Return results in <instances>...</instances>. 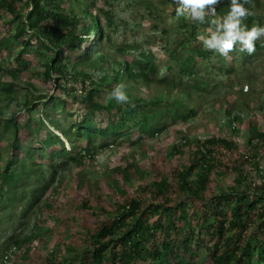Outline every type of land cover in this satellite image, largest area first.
I'll return each mask as SVG.
<instances>
[{
	"label": "trees",
	"instance_id": "obj_1",
	"mask_svg": "<svg viewBox=\"0 0 264 264\" xmlns=\"http://www.w3.org/2000/svg\"><path fill=\"white\" fill-rule=\"evenodd\" d=\"M90 1L87 4L85 0H76L74 6L72 0H0V94L8 98L9 106L13 103L24 111L3 114L5 108L0 106V143L4 140L9 150L5 163L0 151V208L7 205L4 196L13 186L12 182L20 180L22 174L29 179L31 172L43 170L35 188L28 185L25 196L8 200L22 205L21 222L28 219L30 212L41 203L58 170L70 163L81 165L87 159L94 161L99 149L109 148L111 142L121 139L126 131L138 130L139 137L133 142L138 144L146 135L152 137L172 124L197 115L195 109L179 98L185 97L183 100L187 101L192 91H207L210 83L199 78L198 65L206 66L207 61L217 56V52L205 49L197 37L209 35L211 19H222L230 4V0H220L216 5V16H207L209 22L204 24L179 17L175 22L174 42L168 37L167 28L161 31L164 50L179 65L181 75L188 77L187 85L173 98L162 96L149 101L127 94L135 104L133 108L109 100L107 94L121 83L125 85L126 93L150 88L155 79L152 75L157 73L156 56L151 49L145 50L144 44L134 45L128 49L136 50L132 62L119 59L111 64L114 65L112 78L96 81L80 70L78 67L92 57L95 46L105 43L115 47L111 31L107 32L108 26L113 25L112 20L109 19L106 25L105 7L97 10L99 2L108 6L110 0ZM165 1H172L175 11L174 1ZM245 7L252 13L249 3ZM147 11L154 15L150 2ZM255 20L251 14L243 23L251 28ZM155 28L157 31V26ZM13 41L20 46L17 53L10 48ZM239 47L237 44L236 49ZM260 48L256 41L253 54L242 52L244 59L255 58ZM3 51L16 53L13 54L15 65L10 58L4 57ZM33 54L43 67L39 77L46 84L47 92L43 94L44 90L39 89V96H27L20 101L15 94L30 87H24L17 79L29 69V58ZM220 63L225 62L220 60ZM9 64L11 68H8ZM233 70L231 65L219 68L225 76ZM71 81L80 85V89L70 87ZM53 89L54 94L51 93ZM65 97L73 98L82 106L80 114L70 113L75 119L68 126L50 116L57 107L67 105ZM35 100L41 105L38 106ZM162 106L164 110L160 108ZM42 110L43 116L37 119V113ZM233 113L228 108V123L236 130L244 116L237 112L230 117ZM164 119L167 122L161 124ZM251 133L246 144L234 137H208L195 143L183 139L173 146L171 154L165 155V158L183 157V165L165 169L157 160L151 159L150 165L157 168L155 179L135 187V196L113 201L114 209L102 208L104 215L95 211L89 196L82 198L78 209H90L98 217L88 235L89 246L76 249L63 242L46 256H36L31 246L38 240L43 241V236H39L41 231H37V222L35 231L22 236V229L20 234L11 235L2 243L0 264H197L195 258L201 256L203 249L206 264H264V172L259 167L264 131L255 124ZM81 137L86 140L85 144ZM99 137L103 141L96 144ZM66 143L70 150H66ZM23 153L30 160L38 154L48 160L49 165L33 164V161L28 164L26 159H20ZM245 165H251L258 178L245 171ZM135 168L137 164L131 163L113 171L129 183ZM218 169H222L219 172L222 176L237 174L228 187L216 186L212 176ZM40 183H43L41 188ZM44 206L52 208L51 203ZM154 215H158V219L151 225L148 220ZM63 251L68 254H62Z\"/></svg>",
	"mask_w": 264,
	"mask_h": 264
},
{
	"label": "rangeland",
	"instance_id": "obj_2",
	"mask_svg": "<svg viewBox=\"0 0 264 264\" xmlns=\"http://www.w3.org/2000/svg\"><path fill=\"white\" fill-rule=\"evenodd\" d=\"M85 2L90 4L91 1L85 0ZM149 2L152 5L154 15L147 11ZM71 4L77 5L76 0H72ZM249 6L253 10L251 14L256 18L255 24L264 26V0H250ZM102 7H105L106 25L109 19L113 23L112 26H108L107 32L111 31L110 37L115 47L106 46L105 43L98 47L95 46L92 57L78 68L96 81L103 78H112L114 65L111 64H114L119 59L129 63L132 62L136 56V50L128 49L134 45L140 47L144 44L145 50L151 49L156 56L157 73L152 75V78H155L154 82L150 88L136 89L134 93L129 91L127 94L151 101L162 98V96L173 98L178 90L182 91V88L187 85L188 77L181 75L179 65L172 61L169 54L164 50L161 35V31L167 28L169 30L168 37L173 42L175 41L176 33L174 30L177 31L175 22L179 17L176 15L174 17L175 11L172 1L127 0V2H118L117 0H110L108 6L99 2L97 10ZM155 26L159 30L155 31ZM257 42L261 48L256 51V57L251 60H245L242 52L235 49L229 53L228 57L217 53L218 57L214 56L207 61L206 66L204 64L198 65V76L200 79L203 78L210 83L209 88L203 92L196 89L190 94L188 93L190 98L187 101L183 100L185 97L179 98L196 110L197 115L195 117L172 124L166 131L152 137L146 135L145 139L138 144H133L139 137L138 130L126 131L121 139L112 141L109 148L99 149L94 161L87 159L81 165L70 163L65 168L58 170L54 183L50 185L47 192L43 195L41 203L30 212L28 219L23 222L19 220L22 217L19 212L22 205H18V201L13 204V202L10 203L8 200L25 196L28 185L35 188V183L41 180L43 170L31 172V178L29 179H25L22 174L20 180L12 182L13 186L4 196L7 205H3L4 208H0V248L2 243L6 242L11 235L20 234L22 229L24 230L21 234L22 236L35 231V225L38 222L39 229L37 231H41L39 236H43L41 238L43 241L38 240L33 247L31 246V249L33 248L32 252H35L36 256H46L47 253L54 251L57 247H61L60 244L63 242L76 249H83L90 245L91 242L88 235L98 220V217L93 215L90 209H78L84 196L87 195L91 198V204L95 211L102 215V208L109 211L114 209L116 205L113 201L123 200L126 196H135V187L155 179L157 168H153L150 165L151 159L157 160V163L160 164L159 166L165 169L178 164L183 165V157L165 158V155L173 152V146L180 143L183 139L189 140L190 143H195L196 140H203L208 137H234L246 144L247 139L252 136V126L258 124V128L264 131V38ZM10 48L17 53L20 46L18 44L15 45V41H13ZM16 53L3 51L4 57L10 58L14 65L16 61L13 54ZM25 56L28 55L26 54ZM220 60L225 63H220ZM29 61L31 62L29 69L17 79V82L24 84V87H30L29 90L22 88L15 94L20 101L27 96H39L40 92H37L39 89L44 90L43 94L47 92L45 90L46 84L39 77V73L42 72L43 68L40 61L36 59L35 54L29 58ZM199 61L197 60V62ZM227 65H231L234 70L233 73L225 76L220 73L219 68L222 66L225 69ZM8 68H11V64L8 65ZM193 85L191 84V86ZM73 86L77 87L78 90L80 89V85L71 81L70 87ZM54 91L55 89L51 93L54 94ZM77 93L80 95V92ZM65 98L68 100L67 105L57 107L54 111H51L50 116L55 121L68 126L75 119L70 117V113L80 114L82 106L74 102L71 97ZM8 101L4 94H0V106L5 108L2 111L3 114L13 112L20 114L24 112L23 110L20 111V108H17L13 103H10L11 105L9 106ZM35 103H38V106L41 105L38 100H35ZM160 108L164 110L163 106ZM228 108L234 111L231 116L229 115L230 117H233L237 112H242L244 116L242 123L239 124L236 130H233L228 123ZM42 113L43 110L39 111L36 118L40 119L41 115L43 116ZM164 122H167V120H162L161 124ZM81 141L84 144L86 142L83 137H81ZM102 141L103 139L99 137L96 144H100ZM70 149V145L66 143V150ZM0 151L2 152V160L4 163L7 162L9 150L6 148L4 140L0 143ZM47 151L49 152L51 149ZM259 156V167L264 172V148L260 151ZM20 159H26L28 164L33 161V164L44 163L49 165L47 164L48 160L40 158L38 154L30 160L31 158L25 157L23 153L20 155ZM131 163H136L137 168L132 172L131 182L127 183L113 169L119 166L126 167ZM45 168L47 169V167ZM244 170L258 178L257 171L252 169L251 165H245ZM221 171L222 169L215 170L212 178L216 181L217 187L225 188L234 181L237 174L228 173L222 176L219 175ZM18 172L21 173L20 171ZM48 181L49 179L45 182ZM39 185V188H41L43 183ZM98 196H100V199H98ZM45 203H51L52 208H46L44 206ZM14 211H17V213L13 214ZM10 219L12 221H9ZM157 219L158 215H154L150 216L148 221L153 225ZM6 221L9 222L7 223ZM62 254L66 255L68 253L63 251ZM195 260L197 264H206L207 259L204 249L201 251V256L196 257Z\"/></svg>",
	"mask_w": 264,
	"mask_h": 264
},
{
	"label": "clouds",
	"instance_id": "obj_3",
	"mask_svg": "<svg viewBox=\"0 0 264 264\" xmlns=\"http://www.w3.org/2000/svg\"><path fill=\"white\" fill-rule=\"evenodd\" d=\"M250 0H230L229 11L222 18H213L210 21L212 27L208 29L209 35H199L197 39L202 42L203 47L228 57L229 53L236 49L253 54L255 42L264 38V26L253 24L251 28L244 25L243 21L251 13L245 7ZM177 17H186L192 22L204 24L209 22L207 16H216V5L220 0H174ZM124 84L116 85L108 94L109 100H115L118 104H128L135 107L127 95Z\"/></svg>",
	"mask_w": 264,
	"mask_h": 264
}]
</instances>
